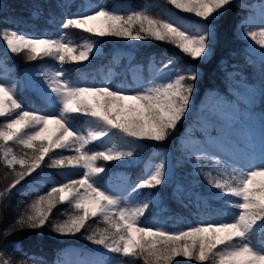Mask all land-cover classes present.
<instances>
[{
    "label": "snow or ice",
    "instance_id": "obj_1",
    "mask_svg": "<svg viewBox=\"0 0 264 264\" xmlns=\"http://www.w3.org/2000/svg\"><path fill=\"white\" fill-rule=\"evenodd\" d=\"M167 3L211 24L227 13L234 0H167ZM259 17L261 26L258 32L246 27L253 22L251 17L242 21L239 28L245 37L262 49L259 71L264 84V39H257L258 35L264 37V10L260 11ZM60 29L61 35L56 38H34L17 31L3 30L2 39L12 54L26 51L29 60L33 61L51 57L60 67L41 69L43 79L36 81L37 90L46 105L43 109L26 110L17 98V83L0 78V117L8 118L0 126V141H3L0 149L8 166L19 164L24 169L16 172V179L5 192H0V196L10 194L26 177L41 169L46 157L51 161L47 167L67 170L65 175L69 177L39 195L32 206L35 211L21 216L17 224L21 228H42L58 204L68 203L75 211L63 222H54V232L75 235L86 228L90 219L102 217L109 227L86 239L124 257L142 256L145 264H173L177 258L195 261L196 264H264V240L256 242L257 235L264 233V152H260L258 162L255 158L248 160L247 172H239L232 159H221L219 153L225 149L217 147L227 144L228 130L240 118L239 105L247 102L253 91L250 86L244 87L242 93H234L236 100L218 95L202 117L216 135H210L200 145L190 141L182 146L188 158L194 159L198 172H202L200 161L209 152L212 154L207 158L217 165H230L233 176L239 172L234 181L208 180L211 187L220 190L227 203L232 204V198H236L238 202L233 207L237 211L231 222H205L172 231L155 224L144 225L141 220L155 200L154 190L166 182L168 168L165 159L162 158L146 178L130 185L127 195L119 186L101 183L102 174H106L108 169L98 166L97 161L128 163L141 141L162 142L174 134L189 111L200 75L197 69L189 67L187 75L168 79L170 73L165 69L173 63L169 59L156 70L157 75L152 80L142 82L136 88L114 87L110 83L81 86L79 82L67 79L63 69L65 63L88 61L98 50L97 42L106 37L130 41L154 39L172 44L193 60L203 61L212 51V29L201 25L193 34L174 16L155 18L136 11L122 14L103 5L66 17ZM66 29L86 32L95 39L81 47L65 39ZM228 78H232L231 73ZM261 96L264 97V87ZM76 117H83L89 123L91 130L87 135L75 127ZM105 139L111 147L103 151L87 150L90 143ZM9 142H18L31 149L30 159H18L12 155ZM57 150L74 152L75 155L50 156ZM76 172L78 178H70ZM257 178L262 179L258 181ZM141 189L149 190L146 194L148 199L132 205L129 197ZM15 227L12 225L4 230L0 238L10 236ZM0 264L16 262L11 257L5 258L4 252L0 251Z\"/></svg>",
    "mask_w": 264,
    "mask_h": 264
},
{
    "label": "trees",
    "instance_id": "obj_2",
    "mask_svg": "<svg viewBox=\"0 0 264 264\" xmlns=\"http://www.w3.org/2000/svg\"><path fill=\"white\" fill-rule=\"evenodd\" d=\"M87 1L96 6L103 5L109 10H113V5L117 1H128L130 9L121 10L122 14L136 11L155 18H167L166 10L174 9L185 17L199 18L194 14L175 9L167 3V0H0V78L5 80L4 74L21 77L23 70H32L43 64L60 67L58 62L51 57L37 58L33 61L29 60L26 51L18 55L12 54L2 39L3 30L22 32L34 38H56L61 35L60 25L63 20L78 12H83ZM258 1L260 0H234L224 16L217 17L211 23L214 34L212 51L205 61L193 60L172 44L154 39L130 41L106 37L97 42L102 52L100 55L92 54L91 58L83 63L63 65L69 80L84 79L92 86H103L105 83H110L114 87L126 88L138 86L130 76L129 67L132 65L140 66L145 75L150 63L163 67L171 59L173 63L169 69L173 76L187 75L189 67H195L199 72L189 111L174 134L162 142L141 141L142 149L134 152V156L128 163L97 161L98 166L108 169L106 174H102L101 183L113 180L118 172L127 176L122 191L124 195H127L130 185L147 177L144 163L147 160L156 162L159 159L157 153L159 149L170 150L174 165L172 180L154 190L158 204L150 203L145 215L141 217L144 225L155 224L166 230L178 231L205 222H231L230 211L234 209L233 204L227 203L222 198L220 190L211 187L208 181L204 180H199L192 188V180L199 177L193 174L192 161L183 154L179 138L184 135V129L187 126L197 123V104L207 90L236 100L229 92L231 88L243 92L245 85H253L260 92L258 101L252 106L240 103V119L245 124H249L254 114L264 115V97L261 96L264 84L260 77V62L248 58L246 46L251 39L242 38L238 26L239 22L249 13V6ZM64 35L81 47L85 41L95 39L88 33L77 29H66ZM118 51H129L130 59L127 60L122 56L116 60L115 54ZM9 69L12 70L8 72ZM229 73L232 74L231 79L228 78ZM11 83H15L14 80ZM17 98L29 111L46 107L39 95L23 86L18 88ZM6 121V117H0V126ZM74 124L81 134L86 135L88 122L83 117H76ZM9 147L18 159H30L31 149H27L18 142H9ZM246 147L249 159L255 158L258 162L259 154L264 152V148L253 150L249 146ZM86 148L88 151H103L98 142H92ZM60 155H75V153L60 150L50 153V156L56 158ZM134 157L138 158L136 163L133 162ZM50 162L46 157L41 169L26 177L20 185L12 189L10 194L0 196V237L4 230L16 225L10 236L0 238V251L4 252L5 258L11 257L16 264H56L61 260L65 248L69 246L88 249L101 246L89 241L86 237L109 227L102 217H95L88 221L81 233L62 235L54 232L52 224L63 222L75 211L68 203L58 204L50 214L49 222L42 228L31 229L27 226L21 228L17 224L21 216L32 214L35 211L32 206L39 195L45 194L52 186L69 178L65 175L67 170L47 167ZM23 170L19 164L8 166L3 159L2 149H0V192H5L16 179V172ZM40 175H46L47 180H38L37 176ZM78 175V172L73 173L70 178H78ZM238 177L239 172L234 179H228L234 181ZM148 191V189H141L133 193V205L141 204L148 199L146 195ZM196 193L200 196H196ZM261 240H264V233L256 237L257 243ZM115 255L120 259L121 264H145L142 256L133 258L117 253ZM173 264H196V262L177 258Z\"/></svg>",
    "mask_w": 264,
    "mask_h": 264
},
{
    "label": "rangeland",
    "instance_id": "obj_3",
    "mask_svg": "<svg viewBox=\"0 0 264 264\" xmlns=\"http://www.w3.org/2000/svg\"><path fill=\"white\" fill-rule=\"evenodd\" d=\"M95 7L97 6L94 4L88 3L87 1L83 11L91 10V9H94ZM113 9L119 10V11L121 10L128 11L130 9V4L128 1H117L114 3ZM261 10H264V0H260L250 5L249 13L244 19H242L239 22L238 26L240 25L242 21L247 20L251 17L253 22L250 25H247L246 27H249L251 30H256L258 32L259 27L261 26V21L259 17V13ZM169 16H174L178 18L179 22H181L184 26L188 27L193 32V34L197 32V29L201 25L210 27L213 31L212 24H209L208 22L201 20V18H193V19L188 18V17L183 16L181 13H179L178 11L174 9L166 10V17H169ZM18 33H22V32H18ZM241 37L248 38V37H245L242 33H241ZM65 39L70 41L66 37ZM257 39H264V37H260L258 35ZM93 40H87L83 43V45L86 43L92 42ZM97 48L98 50L95 51L93 55H100L102 53L101 48L98 45V43H97ZM261 50L262 49L260 48V46L252 40L249 41V43L246 46V52L248 54V58L253 59L257 62H260L259 53ZM210 54L211 52L209 53L208 58ZM122 56L126 57L127 60H129L131 57V54L129 51H118L115 54L116 60H118ZM43 68H47L51 70V69H56L59 67L56 65H52V64H43L32 70H23L21 77H12V76H8L7 74H4V78H5V81H8V82H11L12 80H14V82L17 83L18 88H21L23 86L41 97V95L39 94L37 90L38 85L36 81L43 79V74L41 72V69ZM158 68H162V66L160 67L156 65L155 63H150L148 68L146 69L145 75L143 74V71L138 65L130 66L129 71H130V76L132 80L139 85L142 82L146 83L152 80L153 77L157 75L156 70ZM11 70L12 69H9L8 72H10ZM165 72L170 73V75L167 77L168 79L176 77L171 74V70L169 68L165 69ZM71 81H77V80H71ZM77 82H79L81 86H92L91 83L85 82L84 79L79 80ZM249 86L253 89V91L249 94V99L247 100V102H242L246 106H252L253 104L257 103L259 95H260L259 90L255 86L245 85V87H249ZM229 92L234 97V99H236L234 93H238V91L234 88H231ZM218 95H222V94H217L216 92L212 90H207L203 94L201 101L197 104V111H198L197 123H193L192 125L187 126L184 129V135H182L179 138L180 148L183 154L187 157V159H189L188 153L182 147L183 145H185L186 143L190 141L194 142L197 145H200V144H203L210 135L211 136L216 135V132H214L210 126L205 124L202 117L208 111V109H210L211 106L215 103L216 97ZM230 100H233V99H230ZM13 115H15V113H13ZM263 122H264V115L262 113L254 114L253 117L251 118V123L249 124H245L243 120L239 118L236 121L235 125L231 129L228 130L229 140L227 141V144L217 145V147L221 149H225L224 152L219 153V155L221 156V159L224 161H229L230 159H232L233 162L236 163V166L238 167L239 172L241 171L247 172L249 154H248L246 146H249L253 150L264 148ZM90 130L91 128L88 123L86 135L88 134ZM96 142L100 143L103 150H105L106 147H111V143H109L107 139H105L103 142H99V141H96ZM116 143H117V147H119V142L116 141ZM142 147L143 145L140 143V146L135 150V152L141 150ZM157 153H158L159 159L156 162L147 160L144 163L145 171L147 172V174L151 172L154 166L158 164L163 158L166 160V165L168 168V175H167L165 183H170L172 180L173 167H174L172 160H171L170 150L167 148H161L158 150ZM211 154H212L211 152L206 153L205 154L206 158L200 161L199 167L200 169H202V172L197 171L196 163L194 159H189L192 161L193 174L199 177V178H195L192 180L191 182L192 188L196 186V183L199 180L208 181L213 178L215 179H228V178L234 179L235 176L231 174V166L228 164L217 165L215 161L207 158V156ZM2 155H3V150H2ZM137 160L138 158L137 159L135 157L133 158V162L136 163ZM221 170H224L225 172H227V174H223ZM209 173L210 175H208ZM206 176H207V179H206ZM126 178L127 176L125 174L118 172L116 173L113 180L107 181L105 184L119 186L121 191H123ZM37 179L45 181L47 180V177L46 175H40V176H37ZM257 179L259 181L262 178H257ZM196 196H200V195L196 193ZM129 201L133 205L132 195L129 197ZM236 202H238L236 198H232V204L234 205ZM154 204L155 205L158 204L156 196H155ZM236 211L237 210L235 208L230 211L232 217ZM56 264H121V262H120V259L115 255V253L106 250L103 246H94L92 249L69 246L65 248V250L62 253L61 260H59Z\"/></svg>",
    "mask_w": 264,
    "mask_h": 264
}]
</instances>
